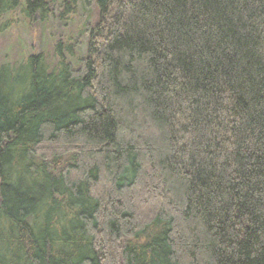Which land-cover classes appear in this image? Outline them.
<instances>
[{
    "label": "trees",
    "instance_id": "trees-1",
    "mask_svg": "<svg viewBox=\"0 0 264 264\" xmlns=\"http://www.w3.org/2000/svg\"><path fill=\"white\" fill-rule=\"evenodd\" d=\"M96 8L0 65V264H264V0Z\"/></svg>",
    "mask_w": 264,
    "mask_h": 264
},
{
    "label": "rangeland",
    "instance_id": "rangeland-1",
    "mask_svg": "<svg viewBox=\"0 0 264 264\" xmlns=\"http://www.w3.org/2000/svg\"><path fill=\"white\" fill-rule=\"evenodd\" d=\"M19 4L10 10L0 7V65L18 66L29 55L41 54L49 69H57L58 50L75 67L88 40L85 29L97 19L96 0H51L45 6L46 22L38 15L25 17L20 10L24 0Z\"/></svg>",
    "mask_w": 264,
    "mask_h": 264
}]
</instances>
